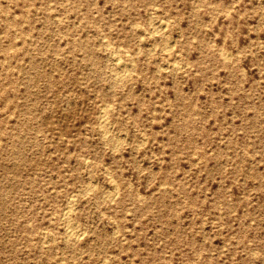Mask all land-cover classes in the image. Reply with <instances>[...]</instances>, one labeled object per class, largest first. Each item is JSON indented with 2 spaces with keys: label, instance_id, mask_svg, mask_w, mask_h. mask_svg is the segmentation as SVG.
Instances as JSON below:
<instances>
[{
  "label": "rangeland",
  "instance_id": "rangeland-1",
  "mask_svg": "<svg viewBox=\"0 0 264 264\" xmlns=\"http://www.w3.org/2000/svg\"><path fill=\"white\" fill-rule=\"evenodd\" d=\"M58 263L264 264V0H0V264Z\"/></svg>",
  "mask_w": 264,
  "mask_h": 264
},
{
  "label": "bare ground",
  "instance_id": "bare-ground-1",
  "mask_svg": "<svg viewBox=\"0 0 264 264\" xmlns=\"http://www.w3.org/2000/svg\"><path fill=\"white\" fill-rule=\"evenodd\" d=\"M152 16V15H151ZM154 17V16H153ZM152 20V19H151ZM164 22H166L165 20H164ZM164 22L163 21H155V22H153V24L152 25H154V27L155 28H153V30L154 31H156V33L158 34V32H160V30H163L165 27L164 26H166L165 24H164ZM156 24H157V26H156ZM132 27V26H131ZM167 28V27H166ZM148 31V30H147ZM153 31V32H154ZM152 32V33H153ZM154 34H155V32L153 33V37H154ZM152 35V34H151ZM161 38V37H160ZM106 39V38H105ZM174 41V40H173ZM168 42H170V41H168ZM167 42V43H168ZM176 42V41H175ZM171 43V42H170ZM153 45H155V44H153ZM175 45V44H174ZM108 46V45H107ZM112 46V45H111ZM170 46V45H169ZM113 47V46H112ZM168 47V46H167ZM115 49V48H114ZM164 49V48H163ZM155 50V49H154ZM169 50H170V48H169ZM169 50H167V51H169ZM114 51V50H113ZM117 51V50H116ZM109 52V51H108ZM124 52V51H123ZM224 53V52H223ZM231 53V52H230ZM112 54V53H111ZM115 54V53H114ZM139 54V53H138ZM109 56H110V54H109ZM111 56H113V55H111ZM131 56V55H130ZM130 56H128V57H130ZM118 58H120L119 56H117ZM227 57V56H226ZM115 58V57H114ZM113 58V59H114ZM226 59V58H225ZM110 60V59H109ZM117 61V60H116ZM130 61H132V60H130ZM114 62V61H113ZM129 62V61H128ZM130 63V62H129ZM129 63H125V61L123 62H119V60H118V62H117V64H116V69H114L115 71H117L116 73L118 74V77H120L121 79H122V77H125L126 76V74H127V66H128V64ZM167 63V62H166ZM131 64L132 63H130V67H133V66H131ZM165 64V63H164ZM168 65H169V63H167ZM134 65H135V63H134ZM175 65V64H174ZM178 65V64H177ZM113 66H115V65H113ZM164 67V66H163ZM165 67H167V66H165ZM178 67V66H177ZM185 67V66H184ZM115 68V67H114ZM168 68V67H167ZM161 69H163V68H161ZM134 70V69H133ZM177 70V69H176ZM175 70V71H176ZM180 70V69H179ZM182 70V69H181ZM178 71V70H177ZM131 72V71H130ZM129 72V73H130ZM131 73H133V72H131ZM176 73V72H175ZM117 74H115V75H117ZM117 77V76H116ZM115 77V78H116ZM128 77H129V74H128ZM120 79V80H121ZM122 81V80H121ZM121 83V82H120ZM113 85V84H112ZM107 107V106H106ZM106 107H104V109L106 108ZM107 111H109V110H107ZM107 111L106 110H103L101 113H100V115H99V119H101V123H103V125H104V123H105V117H106V113H107ZM108 114V113H107ZM108 118V117H107ZM106 122H107V120H106ZM101 123H99V124H101ZM106 124H108V123H106ZM110 124V123H109ZM106 126L107 125H104L103 126V128L105 127L106 128ZM109 126V125H108ZM101 128H102V124H101V126H100ZM105 128H104V130H105ZM108 128H106V130H107ZM105 130V131H106ZM110 131V130H109ZM107 133V132H106ZM105 134V133H104ZM104 137H105V135H104ZM116 139V138H115ZM144 142H145V140H144ZM143 142V143H144ZM117 143H119V142H117ZM120 146V145H119ZM89 160V159H88ZM113 183V182H112ZM95 184V183H94ZM115 184V183H114ZM113 184V185H114ZM96 185V184H95ZM92 186V185H91ZM89 187V186H88ZM115 187V186H114ZM91 188V187H90ZM89 188V189H90ZM94 188V187H93ZM116 188V187H115ZM118 188V187H117ZM116 188V189H117ZM113 189V188H112ZM91 191V190H90ZM89 191V192H90ZM117 192L118 190H114L113 191V193L114 192ZM86 192V191H85ZM79 194V193H78ZM111 194V193H110ZM116 194V193H115ZM117 194H118V192H117ZM112 199V198H111ZM113 200V199H112ZM74 201V200H73ZM71 203V202H70ZM72 204V203H71ZM69 212V211H68ZM72 213V212H71ZM101 215V214H100ZM70 217V216H69ZM67 218V217H66ZM70 221V220H69ZM68 221V222H69ZM73 222V221H72ZM66 224V223H65ZM69 223H67V225H68ZM70 225V224H69ZM77 226V225H76ZM67 230H65L66 231V236H67V238L68 239H78L80 236H82L81 235V231H79V228L78 229H75L74 228V226L72 227V226H68L67 228H66ZM86 231V230H85ZM66 238V240L68 241V239ZM65 239V238H64ZM74 244V243H73ZM59 264V263H58Z\"/></svg>",
  "mask_w": 264,
  "mask_h": 264
}]
</instances>
